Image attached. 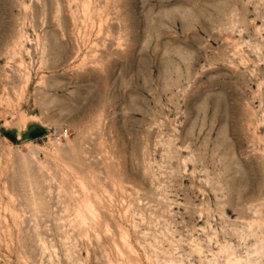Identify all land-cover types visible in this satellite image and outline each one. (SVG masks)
<instances>
[{
    "label": "rangeland",
    "instance_id": "rangeland-1",
    "mask_svg": "<svg viewBox=\"0 0 264 264\" xmlns=\"http://www.w3.org/2000/svg\"><path fill=\"white\" fill-rule=\"evenodd\" d=\"M0 264H264V0H0Z\"/></svg>",
    "mask_w": 264,
    "mask_h": 264
}]
</instances>
